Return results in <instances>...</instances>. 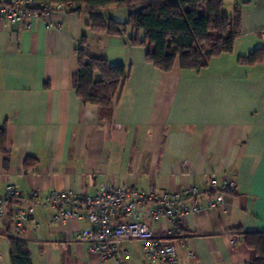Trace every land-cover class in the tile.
<instances>
[{
    "label": "crops",
    "instance_id": "obj_1",
    "mask_svg": "<svg viewBox=\"0 0 264 264\" xmlns=\"http://www.w3.org/2000/svg\"><path fill=\"white\" fill-rule=\"evenodd\" d=\"M237 4L241 33L232 51L199 70L184 69L179 60L170 71L156 68L146 48L130 42L144 40V31L94 32L84 8L51 17V28L43 20H33L30 28L26 21L0 20V126L7 127L10 152L8 168L0 152V194L13 183L22 195L0 212V264H11L13 237L28 243L32 264H116L78 236L92 227L82 208L59 223L53 219L57 208L39 204L35 222L19 234L12 221L18 203L42 201L54 189L95 193L103 184L171 192L196 186L201 193L185 205L196 203L202 212L179 210L177 234L166 236L171 223L154 221L149 205L142 220L175 245L184 263L249 264L256 257L242 234L264 231V0H224L223 8L232 14ZM101 13L127 19L123 7ZM84 35L91 53L126 67L109 121L74 87L76 48ZM259 49V61L240 62ZM212 178L236 181L216 209L207 205L215 194ZM120 245L130 251L128 264H155L146 258L143 240Z\"/></svg>",
    "mask_w": 264,
    "mask_h": 264
},
{
    "label": "trees",
    "instance_id": "obj_2",
    "mask_svg": "<svg viewBox=\"0 0 264 264\" xmlns=\"http://www.w3.org/2000/svg\"><path fill=\"white\" fill-rule=\"evenodd\" d=\"M68 7L83 8L90 14V28L94 32L122 35L128 27L144 31L145 39L138 36L130 40L133 45L146 48V59L162 71L173 69L177 60L184 69H202L210 59L230 52L241 33V6L232 14L225 12L224 0H45ZM108 6L127 10L125 22L104 16ZM79 59L74 87L83 103L96 104L100 119L109 121L114 115L116 98L126 79L123 64L112 65L108 59L90 52L87 36L76 48ZM262 51L256 50L240 62L259 61ZM6 125L0 126V152L4 154V167L10 164L7 148ZM14 201L10 202L12 204ZM179 227V225H178ZM180 232V228H178ZM247 247L256 257L249 264H264V231L242 234ZM11 264H32L28 243L17 237L10 238Z\"/></svg>",
    "mask_w": 264,
    "mask_h": 264
},
{
    "label": "built area",
    "instance_id": "obj_3",
    "mask_svg": "<svg viewBox=\"0 0 264 264\" xmlns=\"http://www.w3.org/2000/svg\"><path fill=\"white\" fill-rule=\"evenodd\" d=\"M68 8V7H67ZM69 8H73L69 7ZM66 6L62 3L45 0H0V20L8 24L26 21L30 28L33 20H43L48 28L53 27L50 20ZM264 36V30L261 32ZM210 187L215 190L208 199L209 208L216 209L224 205L226 192L236 188L235 180H210ZM201 190L196 186L182 191L171 192L158 189L143 190L122 185L103 184L95 193H78L68 189H54L42 201L29 204L18 203L12 209V221L17 234L30 221L35 222V211L39 204L50 205L59 211L54 215L55 222L67 223L77 216L75 211L82 208L92 224L91 228L81 230L78 236L90 243V250L102 259H112L116 264H128L130 251L120 245L124 239H141L145 242L146 258L155 264H191L184 263L174 244L165 236L142 220V209L149 205V215L157 222L168 220L172 228L166 230V236L178 233L176 214L200 213L202 207L193 203L186 206L188 198L196 197ZM22 199V195L13 183L7 186L6 193L0 194V212L3 213L10 202ZM38 226V224L36 225ZM234 242V240H232ZM187 255L194 260L196 254L188 248Z\"/></svg>",
    "mask_w": 264,
    "mask_h": 264
},
{
    "label": "rangeland",
    "instance_id": "obj_4",
    "mask_svg": "<svg viewBox=\"0 0 264 264\" xmlns=\"http://www.w3.org/2000/svg\"><path fill=\"white\" fill-rule=\"evenodd\" d=\"M225 12H226V10H225Z\"/></svg>",
    "mask_w": 264,
    "mask_h": 264
},
{
    "label": "water",
    "instance_id": "obj_5",
    "mask_svg": "<svg viewBox=\"0 0 264 264\" xmlns=\"http://www.w3.org/2000/svg\"><path fill=\"white\" fill-rule=\"evenodd\" d=\"M78 7H80V6H78Z\"/></svg>",
    "mask_w": 264,
    "mask_h": 264
}]
</instances>
